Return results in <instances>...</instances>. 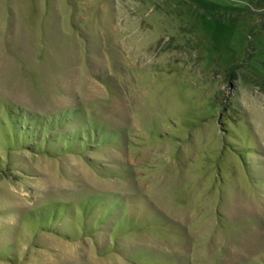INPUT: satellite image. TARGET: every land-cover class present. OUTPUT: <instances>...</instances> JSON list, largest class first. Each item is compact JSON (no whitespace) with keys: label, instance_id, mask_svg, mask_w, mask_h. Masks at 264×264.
I'll return each mask as SVG.
<instances>
[{"label":"rangeland","instance_id":"374dc122","mask_svg":"<svg viewBox=\"0 0 264 264\" xmlns=\"http://www.w3.org/2000/svg\"><path fill=\"white\" fill-rule=\"evenodd\" d=\"M258 1L0 0V264H264ZM9 107L115 137L27 148Z\"/></svg>","mask_w":264,"mask_h":264},{"label":"trees","instance_id":"16d2710c","mask_svg":"<svg viewBox=\"0 0 264 264\" xmlns=\"http://www.w3.org/2000/svg\"><path fill=\"white\" fill-rule=\"evenodd\" d=\"M76 113L66 111L45 119L20 108L9 107L6 123L12 128L15 139L23 141L24 147L28 148L31 143L38 147L44 143H56L60 144L59 154L72 152L75 148L78 152L83 151L95 142L98 146L105 145L115 137L112 131L104 130L96 124L79 121L75 123ZM70 120L74 122L70 123Z\"/></svg>","mask_w":264,"mask_h":264},{"label":"crops","instance_id":"0c3cea01","mask_svg":"<svg viewBox=\"0 0 264 264\" xmlns=\"http://www.w3.org/2000/svg\"><path fill=\"white\" fill-rule=\"evenodd\" d=\"M261 2H260V0L258 1V4H260Z\"/></svg>","mask_w":264,"mask_h":264}]
</instances>
